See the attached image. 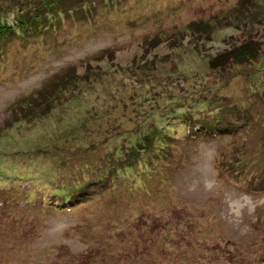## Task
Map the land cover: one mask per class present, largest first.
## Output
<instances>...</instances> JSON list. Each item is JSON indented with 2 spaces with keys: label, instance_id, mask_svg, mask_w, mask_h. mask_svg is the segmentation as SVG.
Masks as SVG:
<instances>
[{
  "label": "rangeland",
  "instance_id": "374dc122",
  "mask_svg": "<svg viewBox=\"0 0 264 264\" xmlns=\"http://www.w3.org/2000/svg\"><path fill=\"white\" fill-rule=\"evenodd\" d=\"M191 23L210 34L192 41L185 32ZM58 30L37 32L25 43L14 37L0 50V173L14 172L11 163L4 167L5 159H27L16 161L27 167L19 171V185L0 180V264H264V207L246 218L251 231L241 235L221 219V198L203 187L218 179L227 188L264 197V157L248 156L253 169L243 175L234 170L233 176L222 161L264 137V68L235 65L218 77L206 67L209 58L245 39L264 47V0H106L94 6L91 19L74 13ZM68 73L83 81L39 114L36 108L47 106L53 83ZM202 77L208 78L203 87ZM211 96L222 98L223 107H241L227 115L236 124L222 134L194 137L199 122L223 112L202 101ZM161 112L168 118L157 126L168 127L159 130L165 157L145 158L144 166L131 160L133 173H114L120 185L115 194L108 182L97 183L73 208H59L60 193L39 179L51 166L69 178L86 160L104 161L119 139L128 142L125 133L132 136L137 122ZM86 117L83 140L98 142L80 144L84 149L73 151L68 163L59 151L37 149L60 145ZM205 144L216 150L214 170ZM260 146L256 151L264 153ZM123 154L116 162L127 161ZM142 174L146 187L140 188L135 181ZM34 189L38 198L27 199ZM44 195L50 197L42 201Z\"/></svg>",
  "mask_w": 264,
  "mask_h": 264
},
{
  "label": "trees",
  "instance_id": "16d2710c",
  "mask_svg": "<svg viewBox=\"0 0 264 264\" xmlns=\"http://www.w3.org/2000/svg\"><path fill=\"white\" fill-rule=\"evenodd\" d=\"M106 0H0V50H5L10 46V41L14 40V37L17 39L20 38L23 41L21 43H25L24 40L29 39L30 36H34L35 33L41 32L42 34H51L55 35L58 33V29L61 27L63 20L68 18L69 16H72L75 14H81L85 16L86 19H91L92 12L94 9V6L97 4L104 3ZM110 2H113L115 0H108ZM232 14H227L226 18L231 19ZM185 32L187 33V36L192 39V41L197 37L201 38L202 35L210 34V31L206 28H202L201 26H197L194 23L189 24L185 28ZM18 39V40H20ZM194 46L196 43L193 44ZM254 63H257L259 66V70L264 68V47H262V43L259 42V40L255 39H245L241 43L226 49L223 53L218 54L212 58H209L208 64L206 65L207 70L210 75H217L218 77L226 76L225 73L230 71L233 66L235 65H253ZM253 75V76H252ZM250 76L252 78H257V75L254 73ZM71 73L64 74L59 79L53 83V87L51 92L47 94L48 104L46 107L36 108L39 110V114H43L45 112H48L51 107H54L55 104L60 100L61 94H65L67 91H70L71 89L75 90L74 87H76L79 83H81L83 80H80L79 83L77 82L78 79H76ZM228 79V78H227ZM208 78H200L199 81L202 84V87L206 84ZM257 83L256 80H253L251 84ZM57 86V87H56ZM257 87V84L254 85ZM252 88H255V87ZM73 87V88H72ZM211 86L208 87L210 89ZM212 88H215L213 86ZM57 89V90H56ZM72 91V90H71ZM43 94L40 95V97ZM78 96V94H77ZM76 95H72L73 98L77 97ZM59 99V100H58ZM170 98H168L169 100ZM222 98L220 97H212L209 98L208 101L202 100L205 105L207 106L209 103V106H211V109H214L216 107L223 110V112H219L217 114H214L213 120H202L199 122L197 127L199 129H195V135H215V134H222V132L228 127L229 125L232 127L236 124L234 121L233 123L228 119L227 115L230 111H236V113L239 112V109H232V105L230 106H224L221 105ZM42 102V99L38 100ZM173 103L180 102V98H177ZM219 102L220 104H216ZM38 103V102H37ZM164 102H162L163 104ZM32 104V103H31ZM34 104V103H33ZM243 104V103H242ZM35 105V104H34ZM164 105V104H163ZM220 105L222 107H220ZM162 106V105H161ZM242 106V105H241ZM166 105L163 107L165 108ZM168 107V106H167ZM35 108V107H34ZM173 109L175 107H172ZM171 109V108H170ZM168 110V114H173V112H176L175 115H177L176 110ZM180 109V108H179ZM210 109V110H211ZM97 111V110H96ZM181 111V109H180ZM182 112V111H181ZM180 112V113H181ZM38 114V113H37ZM38 114V115H39ZM94 114L97 113H91L92 117L95 118ZM162 114V112H161ZM155 115L153 116V119H150L149 122H137V130L134 131V134L130 136L128 133H125L127 131L123 128L120 133H125L127 136V141H124L122 139H119L118 147L112 148L109 158L104 159V161H96L97 163L91 164L88 160L81 162V164L76 172L69 175V178H67L66 175L63 174V170L60 169L58 165H53L50 167V174H47L46 177H40L39 179L42 180L46 186L50 187L51 190L55 191V194L58 195L60 193L61 197V204H59V208H65L66 204L69 203L70 208L74 207V203H77L76 201L79 200L82 196H87L88 192L87 189L94 186L97 183H100V185L109 183L108 187L111 189L110 191L115 194L116 192L114 189L117 190L119 188L118 184H115V181L119 179L118 177H114V173L116 172L123 173L125 171H129L130 173H133L135 171V166L130 163L131 160L137 161L139 163H142L141 165L146 164V160L150 159V161H153V159L156 157L158 159H161L162 156L165 157L164 149L166 147V141L164 137L161 136L159 130L161 133L167 132L166 126L158 128L157 126H163L164 123L159 124L160 122L168 123L167 115ZM225 115V116H224ZM100 117V116H98ZM156 117V118H155ZM246 119V118H242ZM82 121L79 122V126H73L72 129L68 131V134H66L64 137L60 138H66L60 145H46V146H38L37 149L42 147V151H46L47 153H53L52 151H59L57 155H61V161L67 163L71 161L72 159L69 157V155L72 154L75 150H82L86 148V145H92L97 144L98 141L96 139H91L89 143L88 141L85 142L83 139H85L87 135L86 134L88 129V126H86V123L88 122L87 117L85 119H81ZM249 120L246 119L244 125H249ZM235 123V124H234ZM166 127V128H165ZM85 128V131L83 132ZM246 130H248L246 128ZM97 132V130H96ZM101 132V130L99 131ZM98 134L96 135H99ZM131 132V131H130ZM252 134L251 131H247L246 137H250ZM108 135V134H107ZM124 134H119V136H122ZM192 135V134H190ZM264 135V132H263ZM89 136V135H88ZM125 136V135H124ZM193 137V135H192ZM91 138V137H90ZM255 143L258 147L260 145H264V137H260L259 140H256ZM76 143L75 146H73ZM80 144H83L84 148L79 146ZM86 144V145H84ZM123 145L125 147H123ZM256 145L253 148L245 149V148H236L233 152V157L230 159V161L226 157L222 158L224 164H229V169L226 170L227 173H229L230 176L235 175L234 170L237 171L236 173H240L243 175L244 169L246 170H252L249 168L250 161L252 159H247L248 156H259L260 158L264 157V153L258 149L256 151ZM261 148V146H260ZM11 149V148H10ZM29 149V148H26ZM7 151V150H5ZM254 151V153L252 152ZM18 152V150H17ZM20 153V156H25L23 152ZM124 153V154H123ZM113 154V155H112ZM117 154H123L127 161L121 163L116 162ZM249 154V155H247ZM54 156V155H53ZM123 156V157H124ZM17 157V156H15ZM55 157V156H54ZM3 156H0V159H2ZM29 158V157H28ZM106 158V157H105ZM27 159H21V157H17L16 159H5L4 161L5 166L7 167V162L11 163L12 168H10L12 171H7L5 176H2V173H0V180H8L13 181L14 183H17L16 185H19V182H17V179H22L21 174L19 171L25 170L27 167H23L22 163H18L16 161L24 162ZM234 160V161H232ZM27 163H36V162H30ZM235 165H239V167H234ZM260 164V163H259ZM63 165V163H61ZM232 166V168L230 167ZM255 168V167H254ZM259 173L256 175H261V170L256 171L255 173ZM17 173V174H16ZM142 173V172H141ZM233 173V174H232ZM255 175V176H256ZM259 177V176H257ZM11 179V180H10ZM32 179V178H30ZM145 175H140L136 178V183L138 187L142 188L146 187ZM8 181L6 183H8ZM32 180L31 183H33ZM105 181V182H104ZM119 182V181H118ZM34 184V183H33ZM83 192V194H81ZM47 197H50V195H44L42 198V201ZM29 200L31 198H38V190H28L27 193V199Z\"/></svg>",
  "mask_w": 264,
  "mask_h": 264
},
{
  "label": "clouds",
  "instance_id": "9594fccd",
  "mask_svg": "<svg viewBox=\"0 0 264 264\" xmlns=\"http://www.w3.org/2000/svg\"><path fill=\"white\" fill-rule=\"evenodd\" d=\"M204 147L209 153L210 164L214 170L216 150L206 144ZM203 187L221 198L224 207L220 212V216L226 224L239 231L241 235H246L251 231L250 225L246 224V218L254 217L257 209L264 207V197H258L237 188H227L218 179L205 182Z\"/></svg>",
  "mask_w": 264,
  "mask_h": 264
},
{
  "label": "bare ground",
  "instance_id": "6f19581e",
  "mask_svg": "<svg viewBox=\"0 0 264 264\" xmlns=\"http://www.w3.org/2000/svg\"><path fill=\"white\" fill-rule=\"evenodd\" d=\"M55 33H56V32H55ZM54 42H55V41H54ZM57 43H58V42H57ZM50 44H51V43H50ZM54 46H55V45H54ZM48 51H49V50H48ZM39 55H41V56H42L43 54H39ZM48 55H49V54H48ZM40 60H41V59H40Z\"/></svg>",
  "mask_w": 264,
  "mask_h": 264
}]
</instances>
